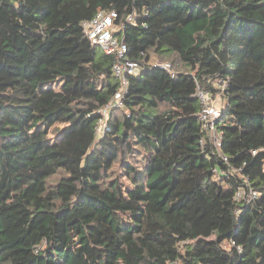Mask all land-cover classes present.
<instances>
[{
    "label": "trees",
    "instance_id": "1",
    "mask_svg": "<svg viewBox=\"0 0 264 264\" xmlns=\"http://www.w3.org/2000/svg\"><path fill=\"white\" fill-rule=\"evenodd\" d=\"M109 11L141 71L98 137L116 59L81 24ZM174 261L264 264V0H0V264Z\"/></svg>",
    "mask_w": 264,
    "mask_h": 264
},
{
    "label": "built area",
    "instance_id": "2",
    "mask_svg": "<svg viewBox=\"0 0 264 264\" xmlns=\"http://www.w3.org/2000/svg\"><path fill=\"white\" fill-rule=\"evenodd\" d=\"M117 18V13L114 11L109 12H99L91 20L82 22V28L90 40L91 45L98 46L102 49L105 54L114 55L115 63L112 65V73L118 79L119 88L110 98V100L104 104L97 111L99 114V119L97 126L95 128L97 136L100 137L103 133L104 127L106 125L107 118L113 109H118L123 107V97L126 93V88L128 85V76L138 75L141 71L140 65L133 61L129 60L125 55L127 52L126 45L124 41L118 40L114 36L118 28L114 24V20ZM134 17L128 15L125 18V22H133ZM154 66H159L164 70L170 72L171 65L169 63L155 62ZM220 98V95H217ZM216 96V97H217ZM195 97L198 99L200 104V110L198 113V119L202 123L203 131L205 132L206 137L209 139L211 146L219 157L226 163L228 159L222 155L220 151L221 147V138L222 133L217 128V124L221 115V106L215 105V97L208 91L203 90L197 86ZM254 153V152H253ZM228 172L238 173L240 170L235 168H228ZM215 179L219 178L220 175H224V170L214 169ZM246 181V179H244ZM257 194L250 187L247 188V191L244 189H239L235 193V199L238 201L243 200L246 204L251 202L256 198ZM170 264H180L179 261H174Z\"/></svg>",
    "mask_w": 264,
    "mask_h": 264
},
{
    "label": "crops",
    "instance_id": "3",
    "mask_svg": "<svg viewBox=\"0 0 264 264\" xmlns=\"http://www.w3.org/2000/svg\"><path fill=\"white\" fill-rule=\"evenodd\" d=\"M216 98L218 99V101H216L217 99H215V102H216L215 105H216V106H221V104H220V102H219V99H220V98H219L218 96H217Z\"/></svg>",
    "mask_w": 264,
    "mask_h": 264
},
{
    "label": "rangeland",
    "instance_id": "4",
    "mask_svg": "<svg viewBox=\"0 0 264 264\" xmlns=\"http://www.w3.org/2000/svg\"><path fill=\"white\" fill-rule=\"evenodd\" d=\"M155 62H159V61H155ZM215 99H217L216 97H215ZM216 101H218V99L216 100ZM219 102H220V104H221V99H219ZM216 103V102H215ZM15 262H19V261H15Z\"/></svg>",
    "mask_w": 264,
    "mask_h": 264
}]
</instances>
